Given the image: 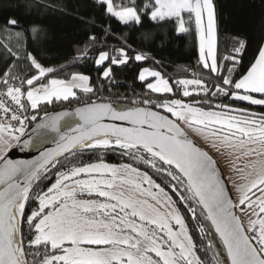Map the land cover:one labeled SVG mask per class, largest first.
<instances>
[{"label":"snow or ice","instance_id":"6c2138e0","mask_svg":"<svg viewBox=\"0 0 264 264\" xmlns=\"http://www.w3.org/2000/svg\"><path fill=\"white\" fill-rule=\"evenodd\" d=\"M99 2L125 25L140 24L143 13L181 34L194 27L201 72L173 85L142 68L149 92L125 111L87 96L89 76L52 77L55 70L31 53L32 74L16 71L15 62L0 73V264H264V111L251 108L264 109V46L240 73L238 55L223 57L230 63L218 57L213 0ZM13 38L19 46L23 33L7 32ZM243 48L240 41L234 52ZM130 59L121 47L99 51L95 64L107 79L111 65ZM76 90L87 96L74 110L80 123L62 131L72 113L47 106L79 102ZM34 122L38 137L42 129L57 135L55 148L33 161L6 159ZM85 151L95 160L85 161ZM98 152L128 162L107 163Z\"/></svg>","mask_w":264,"mask_h":264},{"label":"trees","instance_id":"16d2710c","mask_svg":"<svg viewBox=\"0 0 264 264\" xmlns=\"http://www.w3.org/2000/svg\"><path fill=\"white\" fill-rule=\"evenodd\" d=\"M142 2L147 0H136L137 4ZM213 2L218 24V57L222 63H230L223 57L238 55V71L244 73L254 61L258 49L264 46V0ZM141 16L140 24L125 25L111 17L99 0H0V73L15 62L16 71L32 74L30 62L26 59L31 53L42 66L55 70L52 77L70 79L72 73L89 76L94 94L87 96L111 103L133 104V100L141 99L149 92L145 82L138 78L142 68L160 71L173 85L179 79H190L191 74L201 72L194 27L189 33L181 34L171 22H155L143 13ZM13 19L17 21L14 27L8 25V21ZM33 28L37 30L35 33ZM9 31L23 33L19 46L15 38L7 39ZM93 36L97 38L95 43L90 41ZM240 41L244 42V48L237 54L234 49L240 46ZM4 44L18 53V60L7 54ZM121 47L132 59L124 65H111V75L105 79L102 76L104 66L95 64L98 52L103 50L114 54V50ZM138 53L147 59L135 61L134 56ZM105 65H108L107 61ZM76 91L79 102L48 105L47 111L59 112L81 106L87 96L80 90ZM251 108L257 112L264 111L261 106L253 105ZM34 124H28L26 131ZM97 156H102L107 163L128 162L119 154L98 152ZM83 159L94 161L95 157L85 151ZM139 167L145 170L144 165ZM148 171L158 183H163L161 176L151 169ZM45 184L50 185V182Z\"/></svg>","mask_w":264,"mask_h":264},{"label":"water","instance_id":"95a60500","mask_svg":"<svg viewBox=\"0 0 264 264\" xmlns=\"http://www.w3.org/2000/svg\"><path fill=\"white\" fill-rule=\"evenodd\" d=\"M112 104L118 111H125V110H128L129 108L135 106L133 104L118 103V102H113ZM77 107H79V106H77ZM75 108L76 107H73V108H70L67 110H63V111H68L72 114L68 117H65L61 121L62 131H69V128L66 127V125H68V124H71L72 127H75L76 124L80 123L79 117L76 116L74 113ZM106 121H108V120H105L104 122H106ZM120 123H122L125 126H129V125H127L126 122H120ZM34 127H35V124L25 132V135L23 137H21L20 143L18 145H16L9 152V154L6 156V159H9L12 161H33V160L37 159V157H39V155L42 151H46L48 149L55 148V146H56L55 141L58 139L57 135L48 129H42L40 131L43 135L41 137H38L37 134L32 131ZM24 140H31L32 141L31 145H29L28 148H25L23 146ZM221 171H222V169H221ZM222 178L226 179L223 171H222ZM228 188L230 189L229 184H228Z\"/></svg>","mask_w":264,"mask_h":264},{"label":"rangeland","instance_id":"374dc122","mask_svg":"<svg viewBox=\"0 0 264 264\" xmlns=\"http://www.w3.org/2000/svg\"><path fill=\"white\" fill-rule=\"evenodd\" d=\"M121 2V0H114V3H116V4H119ZM124 2L125 3H129L130 2V0H124ZM117 19V18H116ZM118 20V19H117ZM215 20H216V35H217V38H218V24H217V19H216V13H215ZM119 21V20H118ZM120 22V21H119ZM156 22V21H155ZM205 23H206V20H205ZM130 24H133V23H131L130 22ZM197 37V36H196ZM197 41H198V48H199V40H198V37H197ZM15 147V146H14ZM13 147V148H14ZM12 148V149H13ZM11 149V150H12ZM10 150V151H11ZM9 151V152H10ZM9 152L7 153V155L9 154ZM215 155V154H214ZM219 166H220V168L222 169V171H223V173H224V176H225V178L227 179V175H226V169H225V162L221 159L220 160V162H219ZM233 179H235V177H233ZM229 186H230V189H231V184L229 183Z\"/></svg>","mask_w":264,"mask_h":264},{"label":"bare ground","instance_id":"6f19581e","mask_svg":"<svg viewBox=\"0 0 264 264\" xmlns=\"http://www.w3.org/2000/svg\"><path fill=\"white\" fill-rule=\"evenodd\" d=\"M105 123H113V121L108 120V121H106ZM114 123L122 124V123H120L119 121H116V122H114ZM122 125H123V124H122ZM123 126H125V125H123Z\"/></svg>","mask_w":264,"mask_h":264},{"label":"built area","instance_id":"2783aa9c","mask_svg":"<svg viewBox=\"0 0 264 264\" xmlns=\"http://www.w3.org/2000/svg\"><path fill=\"white\" fill-rule=\"evenodd\" d=\"M190 76H191V78H193V74H191ZM191 78H190V79H191Z\"/></svg>","mask_w":264,"mask_h":264},{"label":"crops","instance_id":"0c3cea01","mask_svg":"<svg viewBox=\"0 0 264 264\" xmlns=\"http://www.w3.org/2000/svg\"><path fill=\"white\" fill-rule=\"evenodd\" d=\"M214 3V2H213ZM217 42H218V38H217Z\"/></svg>","mask_w":264,"mask_h":264}]
</instances>
